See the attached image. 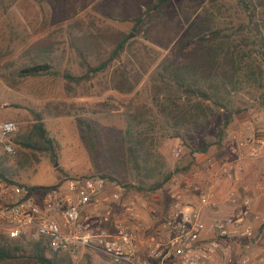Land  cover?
<instances>
[{"label":"rangeland","instance_id":"rangeland-1","mask_svg":"<svg viewBox=\"0 0 264 264\" xmlns=\"http://www.w3.org/2000/svg\"><path fill=\"white\" fill-rule=\"evenodd\" d=\"M153 1L155 0H14L6 13L0 16V45L6 44L7 25L22 35L25 31L26 44L41 39L50 45L47 57L52 69L65 70L74 75L83 73L84 68L79 65V57L70 47L69 32H72L71 35H78L95 34L98 31L103 34L122 31L126 42L134 40L132 49L142 43L152 47L153 51L148 52L150 56L156 53L161 56L170 45V39L175 33V36H179L190 20L180 11H187L191 6L198 4L203 5L207 0H169L161 17L145 21L144 25L140 23L133 28L135 17ZM234 2L217 0L220 5L218 21L219 25L224 26L243 25V30L234 37L237 42L250 30L252 23L247 22ZM197 11L198 9L193 10V14ZM254 18V22H257L258 16ZM148 26L149 29L144 31V27ZM128 35L131 37L126 38ZM240 48L243 51L247 49L243 45H240ZM94 52L95 45L87 51L91 63L96 62ZM129 52L121 56L122 61H126ZM3 53L5 54L0 59V122L13 121L16 130L7 139L2 140L11 143V153L3 149L0 140V165L3 166L5 175L17 183L50 185L63 175L96 174L107 163L110 165L111 159L108 157L111 144H122L128 113L136 114L138 118L145 119L144 121L152 122L157 118L156 109L150 100L147 73L142 75L129 94H120L108 89L106 72L89 74L87 79H82L73 90L68 91L65 90V82L60 75L48 73L37 77L17 76V66L29 63L32 58L31 54L23 53L21 47L15 48L11 54H6L5 51ZM244 61L251 62L246 67V72L250 70L252 73L251 79L241 80L239 90L231 93L229 97V107L238 108L239 112L233 114L224 127L219 145L211 144L205 153H195L196 165L202 162L203 156H226L227 148L237 138L249 137L257 130L264 134V64L258 61L256 52H249ZM5 76L7 80L4 79ZM13 81L15 86L11 87L8 82ZM60 110L69 114L54 115L55 111ZM37 115L40 116L47 137L51 139V149L38 153L36 161L22 164L23 154L30 155L31 151L14 144L11 137L20 128L38 120ZM77 118L88 122L93 145L77 125ZM218 120L219 117L208 123L205 133L207 140L213 139ZM150 134L154 137L151 149L162 157L165 168L171 169L183 162L182 155L187 152V148L179 139L159 130L158 126L153 128ZM202 141L203 139L199 140ZM174 147L180 148L176 157L172 155ZM194 166L173 175L161 189L140 192L132 187L136 183L134 171L128 164L124 165L121 180L131 185L128 188L123 187L124 192L129 197H139L137 212L145 225L159 226L160 218L167 210L164 206L169 203V194L177 189L181 178ZM241 177L243 185H258L253 194L252 207L255 214L264 217V145L257 157L246 160ZM249 193L252 194L250 191ZM256 226L257 237H264V223ZM244 251L252 256L263 255L261 241H251L248 247L242 249V252ZM71 261L72 264H111L105 257L91 252L71 255Z\"/></svg>","mask_w":264,"mask_h":264},{"label":"trees","instance_id":"trees-1","mask_svg":"<svg viewBox=\"0 0 264 264\" xmlns=\"http://www.w3.org/2000/svg\"><path fill=\"white\" fill-rule=\"evenodd\" d=\"M13 1L0 0V16L6 13ZM234 1L247 22L252 23L250 30L237 42L234 37L243 30V25H219L220 5L217 0H207L203 5L198 4L187 11H180L190 20L179 36H175V33V37L170 39V45L161 56L157 53L150 56L148 52L153 51L152 47L142 43L132 49L134 40L126 42L122 31L109 34L98 31L95 34L78 35H71L72 32H69L70 47L79 57V65L84 68L83 73L74 75L65 70L52 69L47 57L50 45L46 41L37 39L26 44V32L23 31L22 35L7 25L6 44L0 45V59L5 54L4 51L11 54L15 48L21 47L23 53L31 54L34 59L30 58L29 63L17 66V76L37 77L48 73L60 75L65 82L64 88L68 91L73 90L82 79H87L89 74L106 72L108 89L129 94L142 75L147 73L150 100L156 109L157 118L152 122L144 121L145 119L138 118L136 114L128 113L122 144H111L108 157L111 159L110 165L107 163L96 174L81 176L100 177L111 186L120 184L128 188L131 185L121 180L124 165L128 164L136 176V183L132 187L140 192H154L163 188L173 175L193 167L195 153H205L211 144L219 145L224 127L231 120V116L239 112L238 108L229 107L230 94L239 90L241 80L251 79L250 70L246 72L247 64L251 62L244 61L249 52H256L258 61L264 64V0ZM168 2L169 0H155L146 5L135 17L132 27L161 17ZM196 9L198 11L193 14ZM255 16H258L257 22H254ZM148 29L149 26L144 27V31ZM94 45L96 62L91 63L87 51ZM240 45L247 47L246 51ZM253 46L256 47L253 49ZM127 52L129 57L122 61L121 56ZM4 79L7 80V77ZM14 82L8 84L14 87ZM62 114L69 113L62 110L54 112V115ZM37 117L38 120L20 128L11 137L14 144L31 151L30 155L23 154L22 164L36 161L38 153L51 149V139L46 135L40 116ZM217 117L219 120L215 125L213 139L207 140V125ZM76 123L93 145L88 122L77 118ZM156 126L179 139L187 148V152L182 155L183 162L174 168H165L162 157L151 149L154 137L150 132ZM201 139L203 141L199 142ZM0 178L15 182L5 175L1 165ZM50 185L29 186L32 189H42ZM167 206L168 203L164 208ZM257 229L256 226V237ZM71 255L68 252H49L42 238L10 239L0 230V264H72Z\"/></svg>","mask_w":264,"mask_h":264},{"label":"built area","instance_id":"built-area-1","mask_svg":"<svg viewBox=\"0 0 264 264\" xmlns=\"http://www.w3.org/2000/svg\"><path fill=\"white\" fill-rule=\"evenodd\" d=\"M15 130L13 121H1L0 140ZM263 145L257 130L235 139L226 156H204L169 194L158 227L139 217V197L100 177L63 175L42 189L0 178V230L10 239L42 238L49 252H91L111 264H264V237L254 235L264 217L253 212L249 193L258 185L241 181L246 160ZM2 147L13 151L8 140ZM219 180L226 182L220 197ZM257 239L263 255L242 252Z\"/></svg>","mask_w":264,"mask_h":264},{"label":"crops","instance_id":"crops-1","mask_svg":"<svg viewBox=\"0 0 264 264\" xmlns=\"http://www.w3.org/2000/svg\"><path fill=\"white\" fill-rule=\"evenodd\" d=\"M194 156H195V158L197 159V157H196L197 155L195 154ZM203 157H204V156H203ZM225 186H226V182H225V181H223V180H219V181L217 182V191H216V195H217L218 197H220L221 195H223V193H224V191H225ZM256 190H257V189H256ZM256 190L252 192V194H251L252 198H253V194L256 192ZM252 209H253V207H252Z\"/></svg>","mask_w":264,"mask_h":264},{"label":"water","instance_id":"water-1","mask_svg":"<svg viewBox=\"0 0 264 264\" xmlns=\"http://www.w3.org/2000/svg\"><path fill=\"white\" fill-rule=\"evenodd\" d=\"M129 37H131V35H128L126 38H129Z\"/></svg>","mask_w":264,"mask_h":264},{"label":"clouds","instance_id":"clouds-1","mask_svg":"<svg viewBox=\"0 0 264 264\" xmlns=\"http://www.w3.org/2000/svg\"><path fill=\"white\" fill-rule=\"evenodd\" d=\"M9 151H11V149H8Z\"/></svg>","mask_w":264,"mask_h":264}]
</instances>
